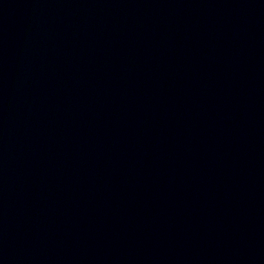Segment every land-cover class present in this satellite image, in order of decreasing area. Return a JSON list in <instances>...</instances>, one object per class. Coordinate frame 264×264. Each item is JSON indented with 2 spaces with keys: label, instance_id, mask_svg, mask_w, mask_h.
<instances>
[{
  "label": "water",
  "instance_id": "1",
  "mask_svg": "<svg viewBox=\"0 0 264 264\" xmlns=\"http://www.w3.org/2000/svg\"><path fill=\"white\" fill-rule=\"evenodd\" d=\"M122 264H264V99L189 195Z\"/></svg>",
  "mask_w": 264,
  "mask_h": 264
}]
</instances>
